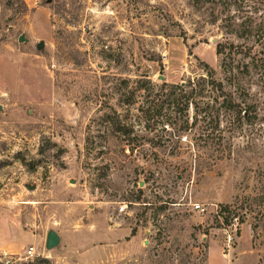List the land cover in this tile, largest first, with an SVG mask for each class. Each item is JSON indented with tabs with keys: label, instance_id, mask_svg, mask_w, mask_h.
Returning a JSON list of instances; mask_svg holds the SVG:
<instances>
[{
	"label": "rangeland",
	"instance_id": "374dc122",
	"mask_svg": "<svg viewBox=\"0 0 264 264\" xmlns=\"http://www.w3.org/2000/svg\"><path fill=\"white\" fill-rule=\"evenodd\" d=\"M245 1L237 38L195 0H0V264H264V0ZM226 40L253 118L214 130L160 94L223 80Z\"/></svg>",
	"mask_w": 264,
	"mask_h": 264
},
{
	"label": "trees",
	"instance_id": "16d2710c",
	"mask_svg": "<svg viewBox=\"0 0 264 264\" xmlns=\"http://www.w3.org/2000/svg\"><path fill=\"white\" fill-rule=\"evenodd\" d=\"M195 3L198 5L209 3L213 16L215 10H219V15H225L220 19L224 33L240 38L241 30L244 29L241 13L247 3L245 0H195ZM231 9H233L232 13ZM217 20L218 16L214 17V21ZM239 49L238 45H234L229 40L216 44V55L222 57L220 69L225 76L223 80L216 79L215 71L204 65V75L193 79L189 78L185 82L175 85L163 83L162 89L165 92H162L160 96L171 104H183L184 110L189 103L196 107L201 106L195 115L203 114L200 120L213 125L214 130L219 128L221 116L228 119L230 125H239V127L244 122H250L253 118L251 116L253 106L246 104L239 93L241 91L238 72L240 63L235 62L236 56L242 53ZM258 60L255 61L258 62ZM241 68L240 73L246 72L248 69L245 65ZM224 80L226 83L223 82ZM226 85L230 87L228 88ZM231 87L234 91L231 90ZM221 112L223 113L221 114ZM165 123L170 125L168 121ZM187 128L189 127H184V131Z\"/></svg>",
	"mask_w": 264,
	"mask_h": 264
},
{
	"label": "crops",
	"instance_id": "0c3cea01",
	"mask_svg": "<svg viewBox=\"0 0 264 264\" xmlns=\"http://www.w3.org/2000/svg\"><path fill=\"white\" fill-rule=\"evenodd\" d=\"M59 238H60V236H59ZM3 239H5V236L3 237ZM61 240V239H60ZM2 244H3V250H7L6 249V247H5V244H4V242H2ZM60 245V244H59ZM93 250V249H92ZM92 250L90 249V250H86V251H84V252H82V253H80V254H78L77 256V259H76V263H74L73 261L72 262H64L63 261V263L64 264H97L98 263V260L100 259V258H96V257H93L92 255H90V251L92 252ZM4 252V254H12V253H6L7 251H3ZM110 253H111V251H110ZM50 255H48L49 257L52 255L51 253H49ZM114 256H115V252H114V254H113ZM55 258H57L58 259V257L56 256Z\"/></svg>",
	"mask_w": 264,
	"mask_h": 264
},
{
	"label": "water",
	"instance_id": "95a60500",
	"mask_svg": "<svg viewBox=\"0 0 264 264\" xmlns=\"http://www.w3.org/2000/svg\"><path fill=\"white\" fill-rule=\"evenodd\" d=\"M20 41H22V37L19 38ZM41 47V44L39 43L37 45V49ZM60 243V238L58 234L54 231H49L45 238V248L50 251L54 248H56Z\"/></svg>",
	"mask_w": 264,
	"mask_h": 264
},
{
	"label": "built area",
	"instance_id": "2783aa9c",
	"mask_svg": "<svg viewBox=\"0 0 264 264\" xmlns=\"http://www.w3.org/2000/svg\"><path fill=\"white\" fill-rule=\"evenodd\" d=\"M184 140H185V138H184ZM194 208H195V210H198L199 206L196 205ZM119 211L123 212L124 207H120ZM44 252H45L44 250L42 251V250H35L34 248H29V250L26 252V258L27 259L40 258V257L44 256Z\"/></svg>",
	"mask_w": 264,
	"mask_h": 264
}]
</instances>
